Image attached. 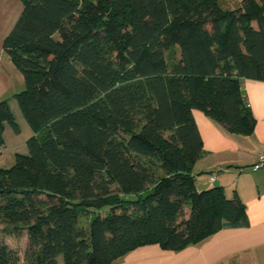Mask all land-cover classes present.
Instances as JSON below:
<instances>
[{
	"label": "trees",
	"instance_id": "1",
	"mask_svg": "<svg viewBox=\"0 0 264 264\" xmlns=\"http://www.w3.org/2000/svg\"><path fill=\"white\" fill-rule=\"evenodd\" d=\"M22 2L4 51L34 135L0 166V225L28 243L21 258L0 235V264H114L248 224L240 198L197 189L193 111L252 133L242 84L264 79V0ZM6 123L19 131L9 99L0 151Z\"/></svg>",
	"mask_w": 264,
	"mask_h": 264
},
{
	"label": "crops",
	"instance_id": "2",
	"mask_svg": "<svg viewBox=\"0 0 264 264\" xmlns=\"http://www.w3.org/2000/svg\"><path fill=\"white\" fill-rule=\"evenodd\" d=\"M15 1L23 10L22 0ZM241 1L222 0L226 7H236ZM11 5L0 0L1 19L8 21L7 29L0 35V100L10 99V92L18 84L24 83L25 87L23 74L4 53L5 38L22 13L21 10L15 21ZM242 90L254 117L251 134L233 132L202 110L193 111L205 149L193 173L199 191L222 186L228 198H240L246 206L248 224L224 227L180 250L165 249L159 244L140 246L114 264H264V167L256 171L250 169L258 155L264 152V79H246ZM6 128L7 123L4 138ZM15 133L21 134L20 126Z\"/></svg>",
	"mask_w": 264,
	"mask_h": 264
},
{
	"label": "rangeland",
	"instance_id": "3",
	"mask_svg": "<svg viewBox=\"0 0 264 264\" xmlns=\"http://www.w3.org/2000/svg\"><path fill=\"white\" fill-rule=\"evenodd\" d=\"M4 1H6L7 4H13L11 6H13V13L15 16V21H16L17 19L16 17L20 15L22 8L21 9L19 8L15 0L14 2L13 0H4ZM7 24H8V21L6 22L5 19H1V16H0V35L4 33L5 30L7 29L8 27ZM0 44L2 45V40ZM5 55L8 57L9 62H12V60L6 53ZM13 89L14 91L12 90L13 92H10L9 94L10 96H8L10 97L9 103H10L13 113L15 114L17 118L19 126L21 128V134L17 135V133H15V131L13 130L12 126L9 123H7V128L5 132V145L0 151V166L6 167V168H10L15 164L17 153L29 154L30 147L27 141L34 135V131L32 127L29 125L28 121L26 120V118L24 117L21 111L19 101L15 98V96H12L14 95L13 93H18L22 89H24V83L22 85L18 84ZM82 221H83V224L87 223L86 218H83ZM4 227H5L4 224L0 225V235L2 239L6 243H8L12 248L17 250L20 253V256L22 258L24 256L25 249L28 243V236H27L26 231L22 230L19 233H7L5 232Z\"/></svg>",
	"mask_w": 264,
	"mask_h": 264
},
{
	"label": "built area",
	"instance_id": "4",
	"mask_svg": "<svg viewBox=\"0 0 264 264\" xmlns=\"http://www.w3.org/2000/svg\"><path fill=\"white\" fill-rule=\"evenodd\" d=\"M263 167H264V152L258 155L256 162L252 164V166H250V169L256 171ZM215 174L216 172L212 174V178H214Z\"/></svg>",
	"mask_w": 264,
	"mask_h": 264
}]
</instances>
